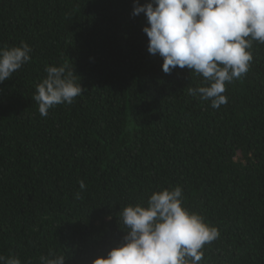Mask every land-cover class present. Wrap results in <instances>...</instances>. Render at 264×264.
<instances>
[{
    "label": "trees",
    "instance_id": "trees-1",
    "mask_svg": "<svg viewBox=\"0 0 264 264\" xmlns=\"http://www.w3.org/2000/svg\"><path fill=\"white\" fill-rule=\"evenodd\" d=\"M133 4L0 0V47L32 48L0 83V254L92 264L123 242L124 207L179 186L183 206L220 232L200 264H264V44L213 108L188 93L202 76L163 72ZM62 65L82 95L42 117L36 85Z\"/></svg>",
    "mask_w": 264,
    "mask_h": 264
},
{
    "label": "clouds",
    "instance_id": "clouds-1",
    "mask_svg": "<svg viewBox=\"0 0 264 264\" xmlns=\"http://www.w3.org/2000/svg\"><path fill=\"white\" fill-rule=\"evenodd\" d=\"M141 13L149 25L143 28L147 50L163 59V72L179 67L202 76L207 86L189 88L188 93L211 101L213 108L227 104L226 83L249 71L253 42L264 44V0H134L131 14ZM31 52L23 41L0 47V83L28 63ZM45 72L33 96L42 117L57 105H71L83 92L66 65L46 66ZM79 184L83 190L84 182ZM119 219L126 229L123 242L92 264H200L204 246L220 237L215 226L183 206L179 186L152 193L147 206L124 207ZM0 264L22 261L0 254ZM38 264H65V255L50 251Z\"/></svg>",
    "mask_w": 264,
    "mask_h": 264
}]
</instances>
